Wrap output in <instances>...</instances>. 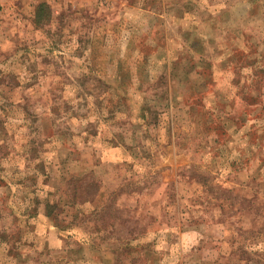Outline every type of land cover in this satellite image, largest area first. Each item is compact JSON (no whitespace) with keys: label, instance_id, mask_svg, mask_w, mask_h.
I'll list each match as a JSON object with an SVG mask.
<instances>
[{"label":"rangeland","instance_id":"1","mask_svg":"<svg viewBox=\"0 0 264 264\" xmlns=\"http://www.w3.org/2000/svg\"><path fill=\"white\" fill-rule=\"evenodd\" d=\"M0 264H264V0H0Z\"/></svg>","mask_w":264,"mask_h":264}]
</instances>
